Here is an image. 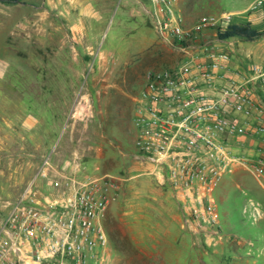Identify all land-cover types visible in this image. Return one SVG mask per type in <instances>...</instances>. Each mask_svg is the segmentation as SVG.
<instances>
[{"label":"built area","instance_id":"built-area-1","mask_svg":"<svg viewBox=\"0 0 264 264\" xmlns=\"http://www.w3.org/2000/svg\"><path fill=\"white\" fill-rule=\"evenodd\" d=\"M177 1L151 0L152 20L160 43L184 52L233 15L203 14L186 24ZM230 56L209 51L206 59L147 69L128 126L136 155L166 172L184 223L213 238L220 225L214 191L223 176L245 164L255 175L264 172L263 158L232 150V142L244 137L264 139V65L252 62L226 75ZM92 113V97L79 93L69 118L84 120ZM117 188L110 174L84 171L76 151L60 162L44 157L20 194L4 201L0 264H104L103 221ZM249 207L253 218L260 215L258 203L249 200Z\"/></svg>","mask_w":264,"mask_h":264},{"label":"rangeland","instance_id":"rangeland-1","mask_svg":"<svg viewBox=\"0 0 264 264\" xmlns=\"http://www.w3.org/2000/svg\"><path fill=\"white\" fill-rule=\"evenodd\" d=\"M253 1L180 0L179 3L183 15L187 16L185 23L190 24L203 14L220 16L233 11L235 14ZM100 3L106 11L110 8L109 14L114 11L115 17L97 20L93 16L75 14L29 15L27 8L0 1V218L6 211L4 201L13 200L20 194L44 157L50 156L60 162L73 151L79 154L89 151L100 134L105 140L107 136L121 137L129 126L132 98L144 81V72L149 68L164 67L165 63L177 66L195 50L188 49L187 53L177 47L161 45L157 35L153 45L137 50L134 45L138 39L144 34L154 35L148 12L155 10L151 0ZM262 8L242 14H259ZM41 11L37 10V13ZM234 14L226 22L212 26L210 33L239 21ZM105 19L109 20L106 26ZM263 22L264 18L257 20L255 28L259 29ZM209 35V32L203 34L200 40ZM235 47L239 49L235 56L242 57L241 49L246 59L264 65V36L252 41L238 39ZM81 92L92 97L93 113L87 119L71 121L70 109ZM99 117L102 118L101 126L97 123ZM130 158L132 163L142 162L132 155ZM122 164L112 159L107 170L94 174H110L116 179L118 190L126 176ZM245 179L251 182L253 177L247 173ZM222 187L220 185L216 193L221 195L226 190L227 202L234 205L233 214L241 212L251 194L245 195L231 182L224 185V189ZM121 212L117 209L118 217L123 219ZM121 223L127 255L119 257L118 264L165 262L166 258L157 255L156 249L147 251L148 255L141 253L146 250L141 248L143 242L130 243L131 227ZM141 229L142 226L137 224L133 231L141 233ZM188 229L198 236L202 249L218 246L227 231L226 226L219 227V233L213 238L192 224ZM104 264H110L107 255Z\"/></svg>","mask_w":264,"mask_h":264},{"label":"crops","instance_id":"crops-1","mask_svg":"<svg viewBox=\"0 0 264 264\" xmlns=\"http://www.w3.org/2000/svg\"><path fill=\"white\" fill-rule=\"evenodd\" d=\"M100 1L106 0H20L15 5L27 8L29 15L42 14L45 17L73 14L93 16L97 20H101L100 17L103 20L108 16L115 17L114 11L109 14L110 8L106 11L100 7ZM179 2L180 0L177 1V10L184 19L185 16ZM248 8L249 6L243 10H237L235 14L233 13L235 11L224 14L232 13L239 18V21L236 22H250L251 26L255 28L257 20L264 18V0L256 8H262L259 14H242L248 12ZM37 10L42 11L37 13ZM148 12L153 22L152 12ZM108 21L105 19V26ZM258 27L259 30L264 29V22L262 26ZM77 28L80 27L77 26ZM209 29L203 32V34L209 32V38L204 37L201 41V36L197 41L199 44L196 45L195 50L191 51L189 57L182 59V62L188 59H206L209 51H227L231 55V61L226 75L234 72L240 66H247L252 62L258 63L253 59H246L241 49L242 57L235 56L236 51L239 50L235 47L238 38L220 40L217 38L216 32L211 34L212 29ZM153 30V36L144 34L138 39V43L134 45L137 50L146 49L157 42L155 29ZM158 42L160 43V41ZM160 44L168 46L163 43ZM186 52L188 53V50ZM164 66L170 67L171 65L165 63ZM132 106L133 102H131V110ZM97 123L101 126V117L98 118ZM128 128L123 131L121 137L112 136L109 138L107 136V140H105L104 135L100 134L98 141L90 146V150L81 153L84 171L90 173L107 170L112 159L123 163L121 168H123L126 176H124L119 189L113 192L106 218L103 221L108 239L105 255L109 257L110 264H118L119 257L127 255L124 251L123 228L120 225L123 220L124 223L121 224L126 223L131 227L129 242L136 244L137 240H141L144 245L141 248L146 249L145 252H141L144 255H148L147 251L152 252L153 249H156L157 255L166 258L163 264H264V172L261 175H255L251 166L245 164L236 165L231 172L223 176L218 187L221 185L224 189V185L231 182V185L233 184L234 187L243 191L245 195L249 193L251 196L244 202L241 212L233 214L234 205L227 202V191L223 190V193L218 195L216 193L218 187L216 188L214 197L218 208L219 227L226 226L229 232H225L224 238L215 248L202 249L199 247V241H197L199 240L197 239L198 236L194 235L183 221L180 204L175 199L166 180V172L163 168L155 167L152 163L136 155L131 138L127 136ZM126 146L129 148L126 149ZM232 150L236 154L251 158L261 157L264 161V139L262 137L250 135L244 137L240 142L233 141ZM130 155L142 161V164L138 161L132 163ZM129 160L131 162L127 164ZM118 168L119 164L116 170ZM247 173L253 177L251 182L245 179ZM249 200L259 205L260 215L256 218L251 216L252 209L249 207ZM119 208L122 210L123 219L118 217L117 209ZM137 224L142 226L141 233L133 231ZM153 240L157 242L153 243Z\"/></svg>","mask_w":264,"mask_h":264},{"label":"trees","instance_id":"trees-1","mask_svg":"<svg viewBox=\"0 0 264 264\" xmlns=\"http://www.w3.org/2000/svg\"><path fill=\"white\" fill-rule=\"evenodd\" d=\"M4 3H16L20 0H0ZM220 40L238 38L242 40H254L264 36V29L259 30L251 26L250 22H233L225 27H219L216 32Z\"/></svg>","mask_w":264,"mask_h":264}]
</instances>
